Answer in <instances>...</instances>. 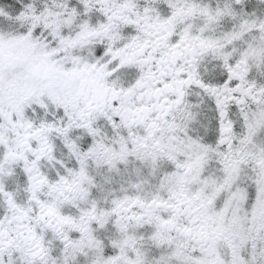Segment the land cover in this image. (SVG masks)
<instances>
[{"label":"snow or ice","instance_id":"6c2138e0","mask_svg":"<svg viewBox=\"0 0 264 264\" xmlns=\"http://www.w3.org/2000/svg\"><path fill=\"white\" fill-rule=\"evenodd\" d=\"M0 264H264V0H0Z\"/></svg>","mask_w":264,"mask_h":264}]
</instances>
